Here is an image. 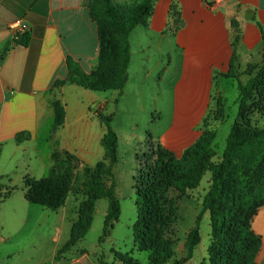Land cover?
<instances>
[{"label": "crops", "instance_id": "0c3cea01", "mask_svg": "<svg viewBox=\"0 0 264 264\" xmlns=\"http://www.w3.org/2000/svg\"><path fill=\"white\" fill-rule=\"evenodd\" d=\"M143 1L112 0L124 9ZM90 3L91 0H0V159L12 150L13 166L5 169L10 180L22 167L26 170L21 172L24 181L27 177L43 178L54 165L55 150L75 154L82 165H94L105 158L102 139L107 126L95 110L100 107L104 113L111 97L77 84L56 85L69 73L68 58L86 72L98 67V25L91 15ZM20 20L30 27L25 33L11 29ZM141 27L148 39H143V34L133 39ZM25 34L30 39L21 43ZM129 39L128 81L133 42L146 53L155 46L153 42L159 51L165 44L176 51L175 100L187 102L185 114L197 118L186 130L162 134L160 143L180 154L204 131L200 127L204 118L216 117L221 110L228 115L226 101L233 90L238 114L239 82L229 74L235 72L245 82L256 74H249V66L264 60V0H155ZM169 67L170 63L166 70ZM53 99H60L66 110L64 125L56 132ZM21 132L30 137L18 142L16 136ZM168 135L172 139L169 143ZM224 150L220 155L217 152L219 159ZM68 200L69 197L59 209L64 210ZM70 222L71 225L35 224L37 230L47 231L34 233L27 242L19 240V235L28 223H13L6 232L7 227L2 225L0 240L6 248L3 258L7 264H101L84 247L73 253L80 241L61 251L71 236L75 221ZM66 228L69 236H65ZM252 229L261 238L256 262L264 264V204L252 220Z\"/></svg>", "mask_w": 264, "mask_h": 264}, {"label": "trees", "instance_id": "16d2710c", "mask_svg": "<svg viewBox=\"0 0 264 264\" xmlns=\"http://www.w3.org/2000/svg\"><path fill=\"white\" fill-rule=\"evenodd\" d=\"M155 0H144L140 5L124 9L112 0H91V15L98 25L100 56L98 67L86 72L68 58L69 73L56 85L77 84L93 91L124 89L131 60L130 33L150 13ZM30 39L25 34L21 43ZM235 55V54H234ZM251 76L242 81L235 73L240 87L239 111L227 137L223 156L217 158L214 142L217 131L204 127V131L180 154L158 144L156 167L146 166L137 179V219L133 226L134 244L137 250L148 253L147 264H166L174 255L172 226L178 214L177 200L167 193L169 189L186 195L197 189L210 172L209 188L202 200V210L197 224L187 237V255L175 264L190 260L201 241L200 223L206 211L210 213L212 238L207 249L208 257L202 264H257L261 238L252 229V220L264 204V127L259 126L253 115L264 117V60L248 68ZM55 111L54 132L65 122V105L53 99ZM98 117L107 126L102 139L105 159L96 166H86L83 180L76 187V170L79 158L67 151L53 152L54 165L41 179H25L26 197L29 201L53 210L62 207L71 193L82 195L78 219L71 229L70 239L61 251H66L83 240L89 231L98 199L108 197L109 210L105 217L103 235L108 236L113 222L121 215V205L115 186L105 182L111 167L118 160V135L111 127L112 115L97 110ZM30 137L27 132L17 134L16 140ZM0 148V157H1ZM7 197V196H6ZM125 264H141L132 256L121 255ZM102 264H107L102 261Z\"/></svg>", "mask_w": 264, "mask_h": 264}, {"label": "rangeland", "instance_id": "374dc122", "mask_svg": "<svg viewBox=\"0 0 264 264\" xmlns=\"http://www.w3.org/2000/svg\"><path fill=\"white\" fill-rule=\"evenodd\" d=\"M142 29V27L137 29L133 34V39L139 34H143V39H148L145 32L141 31ZM153 43L155 46L149 47L146 53L141 49L139 50L133 42L134 56L130 68V80L121 91L101 92V94L111 97L104 113L112 115L110 125L118 135V160L112 165L111 174L105 176V182L108 185L113 183L115 186V193L121 205V215L119 219L113 222L110 234L100 241L103 235L105 217L109 210V199L108 197L98 199L89 231L85 238L73 248V253H75L84 247L101 264L102 261L107 264H125L121 255L132 256L141 264H147L148 253L137 250L134 244L133 226L137 219L138 198L137 179L146 163L148 167H156L159 159L157 142H160L162 134L175 135L186 130L190 127L192 120L197 118L185 114L187 102L175 100L176 74L178 72L176 51L173 46H166V44L159 51L157 43ZM148 57L149 59H147ZM170 57L174 58L171 62ZM169 63L170 67L166 70ZM147 73L149 76H146ZM231 93L226 101L228 115L226 116L225 110H221L222 112L216 117L209 115L204 118L200 126L201 128L210 127L214 129L218 123L216 125L218 135L215 148L219 155L226 147L227 137L238 110L234 90ZM97 110H100V107L95 112ZM253 120L259 126L264 127V117L258 113L253 115ZM169 135L168 143L172 140L169 139ZM174 151L176 152V150ZM11 154L12 150H8L0 159V227L6 226V232L10 230L13 223H28L21 229L19 235V240L27 242L34 233L45 234L47 231L46 229L37 230L34 228L35 224L62 225L66 223L71 225L70 221H76L84 197L71 193L64 210H53L32 203L26 197L25 182L21 176L22 170L25 169L22 167L15 170L14 167L15 172L12 180L5 173V169L13 166L10 162ZM216 159L218 160L219 157L217 156ZM96 164L82 165L79 161V167L76 170V187L82 183L84 168L86 166L94 168ZM210 180L211 173L208 172L201 185L197 189L190 190L186 195H181L173 189L168 190L169 196L177 200L178 214L176 222L172 226L175 255L166 264H175L177 260L186 257L185 243L190 230L197 224V217L203 207V196L209 188ZM65 231V236H69V228H66ZM200 234L201 241L196 247L193 257L184 264H202L208 257L207 249L212 238L209 211H206L202 217ZM46 243L51 244L50 241ZM5 249L0 240V264H7L6 259L3 258Z\"/></svg>", "mask_w": 264, "mask_h": 264}, {"label": "built area", "instance_id": "2783aa9c", "mask_svg": "<svg viewBox=\"0 0 264 264\" xmlns=\"http://www.w3.org/2000/svg\"><path fill=\"white\" fill-rule=\"evenodd\" d=\"M29 28V25L26 22H23L22 20L18 21L17 23L11 26V29L19 31L20 33L27 32Z\"/></svg>", "mask_w": 264, "mask_h": 264}]
</instances>
